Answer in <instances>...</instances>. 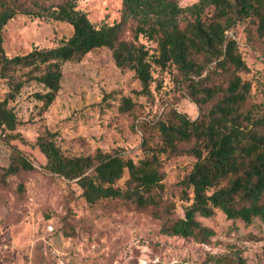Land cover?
<instances>
[{"label": "trees", "instance_id": "1", "mask_svg": "<svg viewBox=\"0 0 264 264\" xmlns=\"http://www.w3.org/2000/svg\"><path fill=\"white\" fill-rule=\"evenodd\" d=\"M52 1L0 0V78L7 85L0 99V138L19 136L7 134L20 124L9 102L27 82L40 85L32 96L47 109L60 89L63 63L80 61L92 48H108L119 69L133 71L142 95H150L152 66L172 64L187 83V97L197 105L196 117L161 110L153 123L162 143L143 145V155L136 160L100 149L66 154L57 144L56 131L44 128L33 142L44 157L43 168L74 182L89 205L118 199L148 211L161 220L160 231L167 236L206 242L213 231L196 216L209 217L215 208L244 224L264 222V101L254 98L251 82L242 76L251 68L234 34L238 25L252 23L255 35L264 36V0H197L184 6L176 0H121L119 20L99 25L78 8V0ZM17 14L64 21L71 33L56 45L8 55L2 31ZM128 22L133 23L130 39L123 37ZM139 36L155 44L153 52ZM133 106L130 98L122 97L117 109L125 113ZM165 113L170 116L167 121L162 118ZM9 150L7 164L0 167L4 184L9 175L34 168L19 147L11 144ZM168 150L194 158L180 181L186 204L177 217L164 208L161 197L164 173L159 156ZM124 172L127 177L120 185ZM23 189L19 181L16 190Z\"/></svg>", "mask_w": 264, "mask_h": 264}, {"label": "rangeland", "instance_id": "2", "mask_svg": "<svg viewBox=\"0 0 264 264\" xmlns=\"http://www.w3.org/2000/svg\"><path fill=\"white\" fill-rule=\"evenodd\" d=\"M176 1L184 6L197 0ZM77 6L96 25L120 18L121 0H78ZM132 27V22L126 23L124 38H131ZM253 28L254 24L243 23L234 34L251 68L242 76L251 82L254 98L264 101V36L258 38ZM70 33L71 26L64 21L17 14L3 27L2 45L8 55L24 54L34 46L56 45ZM139 42L153 52L152 41L139 36ZM151 73L150 95H142L133 71L119 69L108 48L95 47L80 61L63 63L60 89L47 109L32 96L41 89L32 81L9 102L20 124L7 134L19 136L0 138V167L7 164L12 144L34 168L9 175L6 184L0 181V264H264V222L259 219L244 224L215 208L209 217L196 216L213 231L206 242L167 236L160 231L161 220L148 211L118 199L89 205L74 182L43 168L44 157L33 142L44 128L56 131L57 144L66 154L100 149L136 160L143 155V145L162 143L153 123L161 110L175 109L190 118L198 115L197 105L186 95L187 83L172 64L153 65ZM6 91L5 79L0 78V99ZM122 97L134 103L132 110L118 111ZM167 113L162 116L166 121ZM159 157L163 206L171 216H182L186 200L180 181L194 158L169 150ZM126 177L124 172L118 184ZM19 181L24 184L20 192Z\"/></svg>", "mask_w": 264, "mask_h": 264}]
</instances>
